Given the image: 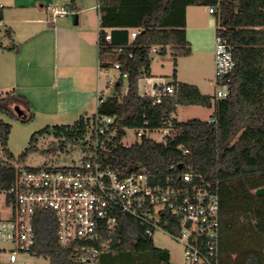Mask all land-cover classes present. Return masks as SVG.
<instances>
[{
	"label": "trees",
	"instance_id": "1",
	"mask_svg": "<svg viewBox=\"0 0 264 264\" xmlns=\"http://www.w3.org/2000/svg\"><path fill=\"white\" fill-rule=\"evenodd\" d=\"M98 4L100 66L119 63V77L111 93L92 115L35 131L29 145L15 157L7 148L12 125L3 115L18 119L15 106L26 111L27 119L33 112L23 95L13 90L0 92V181L8 186L13 162L23 164L32 151L54 154L72 142L84 153L81 160L89 158L95 150V115L111 116L112 129L101 136L96 151L104 165L123 173L144 168L154 173L156 180L168 175L177 183L182 169L192 166L218 191L219 264H264V194L255 193L264 187V0H98ZM215 4V34L227 39L235 59L229 94L215 98L202 93L195 84L176 80L174 68L173 80L168 83L174 87L172 94L162 95L159 102L141 95L138 82L150 76L151 48L158 47L156 54L169 51L175 66L178 57L191 51L185 34L186 7ZM105 28L111 29L110 40L104 37ZM130 28L139 29L134 38L129 36ZM5 31L10 36V30ZM6 47H13L11 38ZM124 72L127 86L122 93ZM178 105L213 107L209 118L214 121H179L174 117ZM137 127H168L170 134L160 141L144 135L125 145L126 129ZM45 137L52 141L39 148L37 140ZM171 165L176 169L169 168ZM34 228L36 255L47 257L49 264H83L75 245L58 243L51 211L39 210ZM100 241H108L109 248L100 254L99 264H152L151 259L156 264H170L168 249L156 247L138 220L126 214L120 216L115 229L102 233ZM147 257L151 259L146 262Z\"/></svg>",
	"mask_w": 264,
	"mask_h": 264
},
{
	"label": "built area",
	"instance_id": "2",
	"mask_svg": "<svg viewBox=\"0 0 264 264\" xmlns=\"http://www.w3.org/2000/svg\"><path fill=\"white\" fill-rule=\"evenodd\" d=\"M216 9L217 4L208 6L211 14ZM50 12L53 19L69 13L65 4L52 5ZM110 30L105 32L106 40L111 38ZM138 32L139 29L130 28V38ZM157 50V46L151 48L150 58ZM120 51L115 48L116 53ZM111 68L118 71L119 63L114 62ZM234 68L231 44L215 34V98L229 94L228 80ZM126 76V72L122 73L123 78ZM115 81L116 78L110 77L108 83L113 86ZM173 92L174 87L165 84L146 86L140 94L159 102L162 95ZM105 97L99 94L97 105ZM112 125L111 116L95 115V150L77 165L30 167L13 162L10 184L5 186L0 181V242L10 245L5 252L6 260L14 263L22 254L36 255L34 220L39 210H48L55 217L58 243L64 247L75 245L80 253L78 260L83 264H99L100 254L109 248L108 241H100L102 233L115 229L123 214L138 220L147 236L152 237L154 230L162 229L181 241L186 264H219L221 232L216 186L205 181L192 166L182 169L177 183L168 175L156 180L155 174L144 168L123 173L104 165L96 151L101 136ZM135 129L138 140L155 130ZM156 129H163L162 137L156 141L170 134L168 127ZM169 168L176 169L174 165Z\"/></svg>",
	"mask_w": 264,
	"mask_h": 264
},
{
	"label": "crops",
	"instance_id": "3",
	"mask_svg": "<svg viewBox=\"0 0 264 264\" xmlns=\"http://www.w3.org/2000/svg\"><path fill=\"white\" fill-rule=\"evenodd\" d=\"M96 1L95 6H88L84 0H0L3 14L0 25L5 24L10 30V36L5 29L0 33V92L13 90L23 95L32 117L56 121L55 124L74 117L76 120L80 115L95 113L91 111L97 108L99 94L111 93L113 86L108 83L111 72H116L115 83L119 72L100 66L101 28ZM60 2L67 6L69 13L53 19L50 7ZM185 19V34L191 48L188 55L203 60L199 67H208L214 73L215 16L206 5H189ZM10 38L13 47L7 48ZM141 79L145 81L143 89L170 83L164 84L153 77L151 65L150 76ZM176 80L188 81L177 76ZM195 85L202 93L210 94L201 84ZM126 86L121 88L122 93L126 92ZM209 109L212 114L213 107ZM191 118L207 120L198 116ZM148 258L146 262L151 259ZM150 263L156 264V260L151 259Z\"/></svg>",
	"mask_w": 264,
	"mask_h": 264
},
{
	"label": "rangeland",
	"instance_id": "4",
	"mask_svg": "<svg viewBox=\"0 0 264 264\" xmlns=\"http://www.w3.org/2000/svg\"><path fill=\"white\" fill-rule=\"evenodd\" d=\"M80 0H78L79 2ZM96 0H84V3L88 6H95ZM60 4H63V2ZM70 19H72V15H69ZM7 28L5 24L0 25V33L4 32V29ZM200 63H203V60L195 57V56H180L176 60V65L173 64V58L171 57L169 51H166L164 54H155L152 61V72L153 77L159 78L162 83H168L173 80V69H176V76L179 79L185 80L189 83H198L201 84L204 91L207 93L213 94L215 91V86L213 83V71H209L208 67L201 69L199 67ZM204 66H207L205 63ZM110 75L112 78H115V71L111 72ZM212 78L209 81L207 78ZM204 78H206L204 80ZM127 84L126 78L122 80V87L124 88ZM145 85L144 79H141L139 82V91H142L143 86ZM95 110L91 112H95ZM211 109L208 107H201L199 105H179L174 116L177 120H187L193 116H198L202 119H209L211 114ZM210 113V114H209ZM3 118L9 121L12 125L11 131L8 136L7 148L10 152L18 157L25 148L29 145V139L31 135L41 129L46 125H53L56 123L50 121H44L39 117H32L31 119H26L24 121H20L18 119H13L3 115ZM76 117L68 119L66 121H57L58 124H71ZM163 129H155L151 132H148V137L159 140L162 137ZM135 128H127L126 134L122 139V142L125 145H129L135 140H138L139 137L135 134ZM52 141V137L39 138L36 142L39 148L47 146V144ZM84 153L82 152L80 146L78 144H74L72 142H67L64 150H58L54 154L44 155L37 151L29 152L26 156L23 164L30 167H45V166H74L80 163L82 156ZM152 240L156 247L166 248L170 254V264H186L183 257V244L181 241H178L170 234L165 232L162 229H156L152 233ZM10 247L8 243L0 242V264H49V260L47 257L42 255H28L22 254L18 257L17 261L14 263H10L6 260L5 252Z\"/></svg>",
	"mask_w": 264,
	"mask_h": 264
},
{
	"label": "water",
	"instance_id": "5",
	"mask_svg": "<svg viewBox=\"0 0 264 264\" xmlns=\"http://www.w3.org/2000/svg\"><path fill=\"white\" fill-rule=\"evenodd\" d=\"M14 111L16 113V116L19 120H26L28 117H27V113L24 109L22 108H19L18 106H15L14 107ZM181 167V165H179ZM255 193L256 194H264V187H260V188H257L255 190Z\"/></svg>",
	"mask_w": 264,
	"mask_h": 264
}]
</instances>
